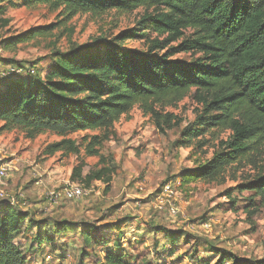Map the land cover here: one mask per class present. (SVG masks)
I'll list each match as a JSON object with an SVG mask.
<instances>
[{
  "label": "rangeland",
  "instance_id": "obj_1",
  "mask_svg": "<svg viewBox=\"0 0 264 264\" xmlns=\"http://www.w3.org/2000/svg\"><path fill=\"white\" fill-rule=\"evenodd\" d=\"M153 13V9L140 7L129 13L109 11L67 19L61 10L50 11L45 6L7 8L6 15L0 17L9 21L7 27L0 26V73L23 64L33 67L35 80L41 81L48 66L56 64L58 53L71 46L112 44L122 32L138 28L141 18ZM49 25L54 29L45 37L10 51L3 49L8 38ZM192 33L187 30L182 39L152 55L168 54L169 61L194 62L201 54L171 50ZM145 34V39L122 42L119 48L145 55L152 40L166 37L150 31ZM194 96L191 91L179 102L155 106L176 122L163 132L138 107L106 131L65 137L41 132L30 140L21 129L0 122V169L7 170V176L0 178V202H12L25 216L22 235L15 243L21 245L28 264H104L109 252L121 256L125 264H221V255L229 254L264 263V201L250 191L226 195L264 176V138L251 140L248 154L227 167L219 180L184 182L185 171L227 152L224 144L232 137L226 124L202 125L220 112L207 113V106ZM198 128L199 138L182 145L183 132ZM91 138L96 141L90 149ZM62 140L73 142L77 152L66 148L47 152ZM90 150L97 155L89 154ZM101 158L106 167L114 169L109 186L94 181L85 190L79 180L99 170ZM77 167L81 168L80 179L72 181ZM73 185L85 193L79 200L60 197L52 201V194ZM208 224L210 228L203 227ZM85 234L92 236L88 243ZM49 236L52 242L37 244V238Z\"/></svg>",
  "mask_w": 264,
  "mask_h": 264
},
{
  "label": "trees",
  "instance_id": "obj_2",
  "mask_svg": "<svg viewBox=\"0 0 264 264\" xmlns=\"http://www.w3.org/2000/svg\"><path fill=\"white\" fill-rule=\"evenodd\" d=\"M18 4L61 10L67 19L109 11L129 13L140 7L153 9L154 13L141 18L138 28L122 32L112 44L101 43L95 48L71 46L67 52L58 53L56 64L48 66L41 81L35 80L33 67L23 64L0 73V122L4 127L19 128L30 140L41 132L65 137L106 131L138 107L163 132L176 122L171 115L155 110V106L179 102L194 91L195 99L209 109L207 113L220 112L202 125L208 128L226 124L232 137L224 144L227 152L184 172L182 180L187 183L219 180L227 167L248 154L251 140L264 138V0H0V17L6 15L7 8ZM1 19L0 26L7 27L9 21ZM53 29L49 25L12 36L2 44L3 49L13 50L45 37ZM187 30L193 33L171 50L198 53L201 58L182 63L167 60L168 54L152 55L182 39ZM145 31L166 37L152 40L145 55L119 48L122 42L145 39ZM11 69L21 73L7 74ZM31 70L33 74L29 73ZM200 135L199 128L185 130L182 145ZM92 141L96 138H91L89 148ZM63 148L77 152L69 140L49 146L47 152L53 154ZM88 153L97 155L93 150ZM101 163L99 170L90 171L82 180L81 168H75L72 181L79 180L85 190L94 181L108 187L114 169L106 167L103 158ZM235 190L250 191L264 201V176L227 191V197ZM25 221L23 213L14 206L0 202V264H28L21 245L15 243ZM40 238L38 245L52 242L50 236ZM83 238L88 243L92 236L85 234ZM103 260L104 264H125L121 256L110 252ZM220 260L221 264L226 260L230 264H254L230 254L221 255Z\"/></svg>",
  "mask_w": 264,
  "mask_h": 264
},
{
  "label": "built area",
  "instance_id": "obj_3",
  "mask_svg": "<svg viewBox=\"0 0 264 264\" xmlns=\"http://www.w3.org/2000/svg\"><path fill=\"white\" fill-rule=\"evenodd\" d=\"M10 73L20 74L21 71L11 69L7 74H10ZM29 73L33 74L34 72L31 70ZM6 171H7L6 169H0V178H5L7 176ZM84 194L85 193H84L83 189H81L80 187H78L76 185H73V186H70V187L66 188L65 190H63L62 193L52 194L51 199L53 201V200L59 199L60 197L61 198L64 197V198L71 199V200H79L82 196H84ZM0 198H3L2 193L0 194ZM2 203H6V202L3 201ZM7 204H9L10 206H13L12 202H9ZM203 227L210 228V225L209 224L203 225Z\"/></svg>",
  "mask_w": 264,
  "mask_h": 264
}]
</instances>
